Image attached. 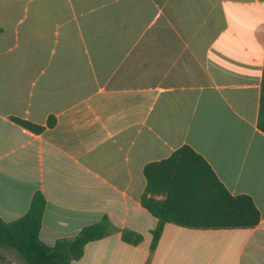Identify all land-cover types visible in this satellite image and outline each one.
Here are the masks:
<instances>
[{
    "label": "crops",
    "instance_id": "1",
    "mask_svg": "<svg viewBox=\"0 0 264 264\" xmlns=\"http://www.w3.org/2000/svg\"><path fill=\"white\" fill-rule=\"evenodd\" d=\"M263 59L264 0H0V218L39 191L46 244L104 222L70 264H264ZM181 145L259 220L165 223L149 250L142 167Z\"/></svg>",
    "mask_w": 264,
    "mask_h": 264
},
{
    "label": "trees",
    "instance_id": "2",
    "mask_svg": "<svg viewBox=\"0 0 264 264\" xmlns=\"http://www.w3.org/2000/svg\"><path fill=\"white\" fill-rule=\"evenodd\" d=\"M32 132L43 126L11 117ZM49 115L46 125L52 126ZM256 127L264 133V59L258 96ZM144 187L139 203L155 219L150 230L149 250H153L165 223L197 229L249 228L258 223L259 213L246 194H230L214 175L206 161L187 145H181L167 157L143 165ZM162 198H156V196ZM45 200L34 191L27 209L19 217L0 218V246L16 253L24 264H70L82 255L85 243L107 233L104 222L82 226L71 238H59L52 244L38 237ZM123 241L136 244L141 236L122 230ZM144 264H147L145 262Z\"/></svg>",
    "mask_w": 264,
    "mask_h": 264
},
{
    "label": "rangeland",
    "instance_id": "3",
    "mask_svg": "<svg viewBox=\"0 0 264 264\" xmlns=\"http://www.w3.org/2000/svg\"><path fill=\"white\" fill-rule=\"evenodd\" d=\"M0 264H24V262L14 251L0 246Z\"/></svg>",
    "mask_w": 264,
    "mask_h": 264
}]
</instances>
